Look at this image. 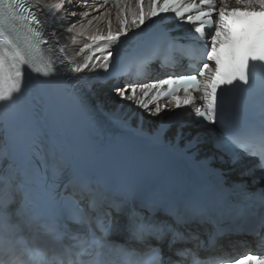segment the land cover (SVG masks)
<instances>
[{"label": "snow or ice", "instance_id": "1", "mask_svg": "<svg viewBox=\"0 0 264 264\" xmlns=\"http://www.w3.org/2000/svg\"><path fill=\"white\" fill-rule=\"evenodd\" d=\"M135 3L138 10L131 12V19L121 11L118 14V31L113 33L109 30L106 35L91 36L94 43L85 44L80 49L81 53L86 50L83 62L75 63L65 62L63 56L56 54V48L59 45L61 52L68 51L67 46L60 42L66 33L72 32L75 26L72 18L79 9L90 7L87 0H82V4H77L76 0H33L31 4L23 3L22 0H0V49L4 52L0 56V102L10 104L15 99V94L22 91V82L30 69L44 77L45 82L60 83V90L51 97L50 103L60 110L69 126L72 113L78 112L88 118L90 126L97 127L90 101L79 92L74 81L88 79L90 75L95 77L101 69L110 74L122 68L121 45L140 37L145 31L146 21L154 23L153 18H165L171 14L179 22L177 27L187 26L195 34L210 38L207 61L214 62V74L206 80H198L196 75H183L144 83L124 80L121 84L120 79H115L111 83V94L116 98L118 107L127 104L138 109L141 115L147 113L157 122L154 127L144 128L141 119L133 129L137 135L147 138L153 144L179 147L181 133L170 136L173 125L181 119L175 116V109L188 113L197 129L219 128L220 138L213 143V155L200 160L198 166L223 179V171L210 167L211 162L219 160L223 163L225 157H228L235 163L238 155L234 151L235 141L225 128L217 106V89L221 85H231L233 81L247 83L249 62H264V0H235L234 7L229 6L228 0H217L216 3L214 0H148L147 8L143 7V0H135ZM35 10L44 12L50 19L41 21ZM83 15L87 17L90 13L86 10ZM255 16L261 17L259 22L251 19ZM9 19L21 20L28 26L30 35L24 37L23 43L14 29L5 26V21ZM58 20H67V24L63 25L64 32L54 27ZM208 26H214V31ZM41 44L50 46L48 51L54 58L44 60L40 55ZM161 48L159 40H150L140 48L131 49L127 57L141 60L150 67L158 59ZM6 59L11 61L7 88L4 86L3 75ZM69 64L74 66L69 69ZM206 71H211L209 63L203 64L199 75L203 77ZM112 79L110 77L109 82ZM88 88L91 90L92 85H88ZM181 89L183 97L178 94ZM153 93L152 100L157 103H145L144 100ZM194 93L202 94L200 100H196ZM141 96L144 99H140ZM162 99L168 100L173 108L169 109L160 103ZM201 101L205 104V110L193 113L191 109L196 108ZM169 111L173 115L165 118L162 113ZM202 143L200 133L196 132L181 151L198 150ZM260 154L261 160L244 174H252L257 168L264 173V137L261 139ZM257 180L264 183V174L258 176ZM74 204L81 212L78 221H74L71 216L53 218L51 229L55 232V245L51 248L42 247L35 235L26 239L23 235L25 228L14 216L10 203L0 205V225L3 226L0 231V261L4 264H15L16 260L23 261V264H42L38 256L43 255L51 257L49 264H57L58 250L70 247L73 233L90 228L100 245H114L112 238L123 236V242L130 248L156 251L158 259L155 264H177L175 257L183 249L176 247L182 238L176 226L187 224L194 218L187 208L181 209L174 202L155 196L141 197L131 187L123 195L112 196L107 186L90 179L78 182V199ZM45 227L49 225L45 224ZM247 259L254 260L257 257L249 256ZM259 259L260 264H264V257Z\"/></svg>", "mask_w": 264, "mask_h": 264}, {"label": "bare ground", "instance_id": "2", "mask_svg": "<svg viewBox=\"0 0 264 264\" xmlns=\"http://www.w3.org/2000/svg\"><path fill=\"white\" fill-rule=\"evenodd\" d=\"M29 1L31 3L33 2V0ZM50 2H54V0H50ZM76 3L82 4V0H76ZM87 3L90 7L87 9L81 7L79 9L76 16L72 18L75 20V26L72 32L70 34L66 33L64 39L60 42L61 45L67 46L68 51L61 52L60 46H57V50L60 55L65 58V62L74 61L75 63H82L86 50L85 53H81L80 49H83L85 44L94 43L90 39L91 36L106 35L109 30L113 33L117 32L119 29L118 14L123 11L124 15L128 19H131V12L137 11L136 4L132 1L125 3L122 0H87ZM86 10L90 13L87 17L83 15ZM39 12L41 16L44 17V20H47L44 12ZM66 24L67 20H58L54 27H56L58 31L64 32L63 25ZM73 48H75V51H73ZM72 66L74 65L69 64V69ZM89 71L91 72L92 70ZM82 81L88 88V85H92L93 79L90 75L88 79H82ZM96 91H99L100 93L99 99L100 102L103 103L101 106H104L108 111L124 116L134 109V107H130L127 104L118 107L116 98L112 96L111 91L102 88H98ZM89 92L90 94L94 93L93 86Z\"/></svg>", "mask_w": 264, "mask_h": 264}, {"label": "water", "instance_id": "3", "mask_svg": "<svg viewBox=\"0 0 264 264\" xmlns=\"http://www.w3.org/2000/svg\"><path fill=\"white\" fill-rule=\"evenodd\" d=\"M149 126H151V125H149ZM193 133H194V131L189 129V128L183 129V134L180 136L179 147L185 146L187 141L192 138L191 134H193ZM209 153L210 152H208V151L207 152L206 151H202V154H205V155H207Z\"/></svg>", "mask_w": 264, "mask_h": 264}, {"label": "clouds", "instance_id": "4", "mask_svg": "<svg viewBox=\"0 0 264 264\" xmlns=\"http://www.w3.org/2000/svg\"><path fill=\"white\" fill-rule=\"evenodd\" d=\"M0 264H4V262L3 261H0Z\"/></svg>", "mask_w": 264, "mask_h": 264}]
</instances>
